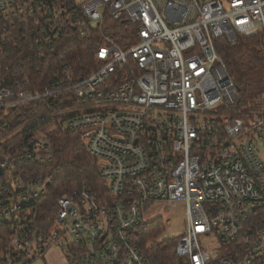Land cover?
Listing matches in <instances>:
<instances>
[{
  "label": "built area",
  "instance_id": "2783aa9c",
  "mask_svg": "<svg viewBox=\"0 0 264 264\" xmlns=\"http://www.w3.org/2000/svg\"><path fill=\"white\" fill-rule=\"evenodd\" d=\"M114 19L138 28L127 49ZM256 32L264 0H0L1 264L52 245L68 264H150L139 234L158 203L184 209L176 255L188 264H264V118L229 112L239 91L215 45ZM95 37L98 68L75 77L69 45ZM50 100L57 114L8 131L20 106ZM51 119L82 133L106 191L61 197L48 227L50 176L19 168L52 162L32 130Z\"/></svg>",
  "mask_w": 264,
  "mask_h": 264
},
{
  "label": "trees",
  "instance_id": "16d2710c",
  "mask_svg": "<svg viewBox=\"0 0 264 264\" xmlns=\"http://www.w3.org/2000/svg\"><path fill=\"white\" fill-rule=\"evenodd\" d=\"M109 35L123 49L130 45L127 40L135 42V36L128 34L131 26L123 19L109 21ZM129 42V41H128ZM101 45L100 40L94 39L77 40L70 43L68 60L77 71L75 77H88L98 68L96 53ZM216 51L222 58L230 77L233 79L238 91L239 102L230 109V113L245 119L253 116L264 117V34L256 32L251 35H237L234 43L225 38L216 40ZM262 74V79L258 75ZM41 77V75H39ZM41 86L37 87V91ZM49 104L55 105L53 100L38 101L30 105L20 106L6 122L9 132L16 127L22 128L29 124L37 123L40 119L57 114L59 110H50ZM55 108V107H54ZM63 110H72L66 107ZM13 118V121L11 120ZM11 120V121H10ZM32 130H39L48 136L52 146L53 160L49 164H40L35 161L22 162L19 171L31 179L34 176H50V188L46 196L41 198L40 225L52 226V220L61 197L72 195L74 192L87 188L103 194L106 185L100 177V165L93 158L87 148L82 133L75 132L58 124L55 120L39 122ZM22 138V135L21 137ZM143 227V226H142ZM140 228V232L142 230ZM161 224H157L148 233L139 234L142 247L144 246L150 264H188V261L176 255L175 243L162 242L148 247L146 243L158 236ZM0 239V252L6 244V239ZM143 239H145L143 242ZM1 264V260H0ZM3 264V263H2Z\"/></svg>",
  "mask_w": 264,
  "mask_h": 264
},
{
  "label": "rangeland",
  "instance_id": "374dc122",
  "mask_svg": "<svg viewBox=\"0 0 264 264\" xmlns=\"http://www.w3.org/2000/svg\"><path fill=\"white\" fill-rule=\"evenodd\" d=\"M137 32L138 28L131 24V30L128 35L133 38ZM130 40H127V43H132ZM258 79H262L261 73L258 75ZM262 102H264L263 99ZM263 110L264 108H262L261 112ZM184 219V209H181L179 206H175L174 210H170L160 203L156 204L149 212L145 213V225L142 227L141 232L143 231V234H146L157 224H161V231L156 238L148 241L146 245L151 247L162 242H172L175 243L176 247L179 236L185 230ZM144 240L143 242H145ZM31 264H68V261L63 250L58 245H52L46 250L43 257L36 259Z\"/></svg>",
  "mask_w": 264,
  "mask_h": 264
},
{
  "label": "water",
  "instance_id": "95a60500",
  "mask_svg": "<svg viewBox=\"0 0 264 264\" xmlns=\"http://www.w3.org/2000/svg\"><path fill=\"white\" fill-rule=\"evenodd\" d=\"M4 173L2 171V169L0 168V178L3 177Z\"/></svg>",
  "mask_w": 264,
  "mask_h": 264
},
{
  "label": "crops",
  "instance_id": "0c3cea01",
  "mask_svg": "<svg viewBox=\"0 0 264 264\" xmlns=\"http://www.w3.org/2000/svg\"><path fill=\"white\" fill-rule=\"evenodd\" d=\"M77 1H79V2H84V1H87V0H77Z\"/></svg>",
  "mask_w": 264,
  "mask_h": 264
}]
</instances>
